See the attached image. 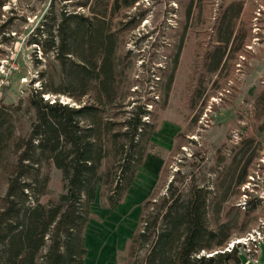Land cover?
I'll list each match as a JSON object with an SVG mask.
<instances>
[{
    "label": "trees",
    "instance_id": "trees-1",
    "mask_svg": "<svg viewBox=\"0 0 264 264\" xmlns=\"http://www.w3.org/2000/svg\"><path fill=\"white\" fill-rule=\"evenodd\" d=\"M139 1L70 0L58 10L53 4L30 32L27 44L41 52L34 59L39 85L14 104H0V264H84L91 205L100 196L113 210L136 179L155 132L154 106L130 98L132 84L119 62L120 34L135 29L142 15L123 25L117 17ZM240 4L230 1L220 14L218 62L232 34L228 27L223 40L221 28ZM51 168L60 172L61 189L43 201ZM231 168L218 187L233 179ZM152 196L141 204L129 244L131 256L145 248L143 258L129 264H241L237 245L225 250L239 211L229 208L221 217L226 199L212 196L208 184L192 183L181 193L171 180L159 201Z\"/></svg>",
    "mask_w": 264,
    "mask_h": 264
},
{
    "label": "rangeland",
    "instance_id": "rangeland-1",
    "mask_svg": "<svg viewBox=\"0 0 264 264\" xmlns=\"http://www.w3.org/2000/svg\"><path fill=\"white\" fill-rule=\"evenodd\" d=\"M230 1L237 0H140L119 13L121 25L134 15L136 19L142 15L135 29L120 34L119 62L132 84L130 98L138 102L147 98L148 109L154 106L155 132L122 202L109 210L97 196L91 205V218L84 233V264H129L142 260L145 248L137 250L136 256L129 255L141 204L150 194L159 201L171 180L181 193L192 183L208 184L212 196L226 199L221 217L229 208L238 209L239 223L228 244L261 228L264 0H239L236 18L221 28L223 40L228 27L232 34L226 53L218 62L216 43H221L217 41L216 29L223 7ZM68 2L5 0L0 16V104H14L38 87L34 59L41 52L27 44V39L51 5L58 10ZM236 8L235 5L230 10L232 15ZM214 50L217 57L212 55ZM172 70L173 80L164 102ZM247 140L245 153L239 154ZM235 158L238 165L231 163ZM244 165L246 175L238 185ZM228 166L232 167L233 179L227 180L226 188L218 187ZM60 189V172L51 168L48 195L42 200L56 196ZM3 190L1 181L0 194ZM250 208L253 209L244 216L243 212ZM229 213V217L234 214L233 210ZM236 245L241 255L242 244Z\"/></svg>",
    "mask_w": 264,
    "mask_h": 264
},
{
    "label": "built area",
    "instance_id": "built-area-1",
    "mask_svg": "<svg viewBox=\"0 0 264 264\" xmlns=\"http://www.w3.org/2000/svg\"><path fill=\"white\" fill-rule=\"evenodd\" d=\"M261 228L259 231L248 234L247 237L241 238L240 240H235L228 244L225 247V250H230L238 243L242 244L243 252L246 253L247 256H253L257 253L260 245L264 244V221L261 222Z\"/></svg>",
    "mask_w": 264,
    "mask_h": 264
},
{
    "label": "crops",
    "instance_id": "crops-1",
    "mask_svg": "<svg viewBox=\"0 0 264 264\" xmlns=\"http://www.w3.org/2000/svg\"><path fill=\"white\" fill-rule=\"evenodd\" d=\"M241 264H264V244L260 245L257 253L253 256H247L245 252L241 253Z\"/></svg>",
    "mask_w": 264,
    "mask_h": 264
}]
</instances>
